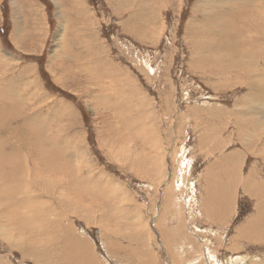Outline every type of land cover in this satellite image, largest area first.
Here are the masks:
<instances>
[{"label": "rangeland", "instance_id": "obj_1", "mask_svg": "<svg viewBox=\"0 0 264 264\" xmlns=\"http://www.w3.org/2000/svg\"><path fill=\"white\" fill-rule=\"evenodd\" d=\"M213 1L0 0V264H264V0Z\"/></svg>", "mask_w": 264, "mask_h": 264}, {"label": "bare ground", "instance_id": "obj_2", "mask_svg": "<svg viewBox=\"0 0 264 264\" xmlns=\"http://www.w3.org/2000/svg\"><path fill=\"white\" fill-rule=\"evenodd\" d=\"M122 1H126V2H129V0H122ZM222 1H225V3L224 2H222ZM233 0H215V1H213L211 4H210V8L209 9H211V11L212 10H216V9H219V8H221V9H224V11H219L218 10V12H220V13H222L223 14V12L224 13H226L225 11H226V8L225 7H228L229 5H231V3L230 2H232ZM120 2H121V0H120ZM204 2V1H203ZM202 2V3H203ZM208 2H209V0H208ZM207 2V3H208ZM211 2V1H210ZM209 2V3H210ZM222 2V3H221ZM227 2V3H226ZM230 4H229V3ZM209 3L207 4V6L209 5ZM222 4V5H221ZM233 5V4H232ZM248 6V5H247ZM255 7V6H254ZM256 8H257V6H256ZM252 9V8H251ZM254 11V10H253ZM210 12V11H209ZM208 12V13H209ZM247 13V12H246ZM251 14V13H250ZM254 14V13H253ZM256 15V14H255ZM262 15V14H261ZM230 17H228L227 19H229ZM140 19V18H139ZM133 20V19H132ZM138 20V19H137ZM143 20V19H142ZM224 23V24H223ZM223 23H221L222 25H224V26H226V21H223ZM17 24V23H16ZM219 24V26H220V23H218ZM16 39H18V38H16ZM11 91V90H10ZM24 91V90H23ZM4 92H5V90H4ZM6 93V92H5ZM7 94V93H6ZM9 95V94H8ZM15 98V97H14ZM172 182V181H171ZM168 184H170L169 182H168ZM171 185V184H170ZM263 189V187H259L258 188V190H262ZM162 193V192H161ZM208 195H210V196H214V193H213V191H209V193H208ZM215 196L218 198L219 196H218V193H216L215 192ZM208 198V197H207ZM206 198V199H207ZM187 203V202H186ZM207 204H208V202H207ZM186 206V205H185ZM257 213H261L262 211H264V197H261L260 199H259V202H258V204H257ZM209 214V213H208ZM263 215V214H262ZM260 217V216H259ZM263 218V216L260 218V219H262ZM256 220H258V219H256ZM256 220H255V222H256ZM259 221V220H258ZM257 223V222H256ZM256 223H253V225L255 224V227H256ZM262 223H264L263 221H262ZM261 223V224H262ZM258 224V223H257ZM260 224V225H261ZM20 224H18V226H19ZM259 225V226H260ZM264 224H262V226H263ZM249 226H251V225H249ZM258 226V225H257ZM257 228V227H256ZM262 228V227H261ZM264 229V228H263ZM254 230H256V229H254ZM253 230V231H254ZM257 230H259L258 228H257ZM261 230V229H260ZM259 233H260V231H258ZM247 235V234H246ZM258 235V234H257ZM64 238V237H63ZM63 238H61V239H63ZM60 239V238H59ZM131 239V238H130ZM66 240V239H65ZM133 241V240H132ZM160 242V241H159ZM160 244H161V242H160ZM35 247H37V248H39V246H33V247H31L30 249L28 248H26V252L30 255V256H32V257H34L35 259H37V260H39V259H42V257H41V255L42 254H44V253H46V252H43V251H40V250H38L37 248H35ZM163 247V246H162ZM23 250V249H22ZM207 251V250H206ZM207 254H208V251L206 252ZM172 255V254H171ZM209 255V254H208ZM212 257V256H211ZM206 258H208V256L206 257ZM209 258H210V256H209ZM212 258H214V257H212ZM251 258V257H250ZM243 259L242 258H238L237 259V261L238 262H236V263H234V264H240V262L242 261ZM249 260H251V259H249ZM217 260H215V262H216ZM221 261V260H220ZM234 261H235V259H234ZM253 261V260H252ZM223 262V264H226V260H224V261H221L220 262V264ZM231 262H233V261H231ZM253 262H255V261H253ZM217 264H219V263H217ZM231 264V263H230Z\"/></svg>", "mask_w": 264, "mask_h": 264}]
</instances>
